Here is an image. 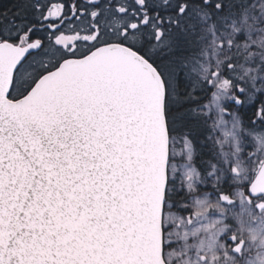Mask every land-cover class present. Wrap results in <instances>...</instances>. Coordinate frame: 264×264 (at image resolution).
Returning a JSON list of instances; mask_svg holds the SVG:
<instances>
[{
  "label": "snow or ice",
  "instance_id": "6c2138e0",
  "mask_svg": "<svg viewBox=\"0 0 264 264\" xmlns=\"http://www.w3.org/2000/svg\"><path fill=\"white\" fill-rule=\"evenodd\" d=\"M0 264H264V0L0 2Z\"/></svg>",
  "mask_w": 264,
  "mask_h": 264
},
{
  "label": "trees",
  "instance_id": "16d2710c",
  "mask_svg": "<svg viewBox=\"0 0 264 264\" xmlns=\"http://www.w3.org/2000/svg\"><path fill=\"white\" fill-rule=\"evenodd\" d=\"M0 2H7V0H0Z\"/></svg>",
  "mask_w": 264,
  "mask_h": 264
}]
</instances>
